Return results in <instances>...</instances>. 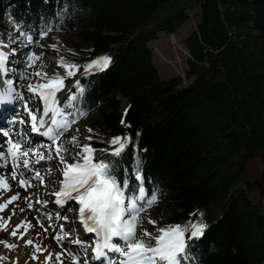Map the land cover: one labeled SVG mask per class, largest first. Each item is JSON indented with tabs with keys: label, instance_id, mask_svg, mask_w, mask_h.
Masks as SVG:
<instances>
[{
	"label": "trees",
	"instance_id": "trees-1",
	"mask_svg": "<svg viewBox=\"0 0 264 264\" xmlns=\"http://www.w3.org/2000/svg\"><path fill=\"white\" fill-rule=\"evenodd\" d=\"M194 6L185 82L162 78L148 41L175 31ZM42 13L46 27L73 35L63 57L80 71L111 57L106 70L77 75L83 92L71 86L70 111L98 150L110 152L114 136L132 138L121 158H98L120 159L117 178L126 169L132 184L139 164L148 195L158 197L156 226L207 225L188 242L186 262L264 264V0H0V39L32 22L41 32Z\"/></svg>",
	"mask_w": 264,
	"mask_h": 264
},
{
	"label": "snow or ice",
	"instance_id": "snow-or-ice-1",
	"mask_svg": "<svg viewBox=\"0 0 264 264\" xmlns=\"http://www.w3.org/2000/svg\"><path fill=\"white\" fill-rule=\"evenodd\" d=\"M46 35V33H45ZM31 43V37L27 38ZM55 47V45L53 46ZM8 55L0 51V72L7 75ZM39 64L44 68L42 56L32 53L28 56V67H34ZM111 64V57H100L84 67L85 72H92L94 69L100 71L106 70ZM58 67L64 69V74L53 73L49 75L46 71H36L31 76L38 78L35 83L28 85V91L39 98L42 104V112L37 109L35 112L28 108L27 101L24 107L27 111L31 129L33 132H40L41 128L46 130L42 133L51 141L49 144H41L39 147L29 145L24 147L25 140L13 139V133L10 130L0 128V134L7 139L0 142V169H7L11 166V172H0V230L8 231L12 217L17 214V210L23 213L26 210L39 212L35 205L46 206L49 201L37 197L33 200L32 195H26L23 200L26 208L20 207L17 201L21 200L20 192L3 199L5 193L12 192V185L9 180L17 181L18 186L25 192L34 187V181H38L41 186L46 187V175H50L51 168L46 173L34 167L42 161H52L56 159L61 166L59 171L62 175L59 190L49 193L56 199L55 204L64 206L68 201H75L78 205V220L83 225L84 230L89 234H94L95 241L93 247V259L101 261L102 264H182L187 260L188 242L193 239H199L204 235L207 225L201 222L193 223L189 221L186 225L169 224L157 229L158 234L153 235L145 228L142 232H137L138 228L143 227L145 220L147 223L155 226L157 221L145 217L144 213L154 206L158 197L155 194L148 195L144 186V176L142 170L137 167L134 170V179L137 183L132 184L125 175L120 179L114 169L122 163L120 159L116 161H106L98 158V153L102 157L104 153L121 158L128 144L131 143L130 136H114L108 142L111 145V151L108 149H96L90 143H80L77 136L63 141L62 137L69 131L74 123L77 122L75 115L70 120L65 112L66 108L74 107L73 101L77 99L75 94L69 96L63 107L60 105L58 93L65 88V80L74 77L80 66L67 62L64 57L58 61ZM21 79L30 78L28 75H22ZM4 88H0V103H11L14 99H22V94L17 92L12 79L2 81ZM76 87L82 93L83 89L79 87V81ZM80 116L86 113H79ZM25 123L24 120L19 121ZM123 123V121H122ZM79 129H77V132ZM91 128L88 132H92ZM88 141L92 136L85 138ZM72 156V162H68L66 156ZM31 173V176H26ZM13 205L10 215L5 217L3 213ZM196 216L197 213H192ZM202 213L199 216L202 217ZM45 218L51 221L53 216L45 213ZM37 225L43 229V233H36V239L29 238L24 240L28 232L36 225L25 218L20 223L12 227L9 235L16 238L17 241L24 240L25 246H32L34 249L32 259L38 260L39 255L48 252L47 246L43 245V239L47 238L49 228L45 227L38 216L34 217ZM56 219L68 220L65 215L61 217L56 214ZM49 227H52L50 224ZM23 229V231H21ZM56 233L52 239L63 249L61 252H48L44 264H63V257L71 255L72 264H81L78 253L64 246V241L79 245L84 249V255L87 254V248L92 246L80 238H72L73 231L70 228L64 231L63 224L59 225V230L53 229ZM39 241V242H37ZM0 244L9 250H15L19 247L18 243H9L6 240H0ZM112 254V255H110ZM8 258L0 256V261ZM13 264H18L14 261ZM87 264V261L84 262Z\"/></svg>",
	"mask_w": 264,
	"mask_h": 264
},
{
	"label": "rangeland",
	"instance_id": "rangeland-1",
	"mask_svg": "<svg viewBox=\"0 0 264 264\" xmlns=\"http://www.w3.org/2000/svg\"><path fill=\"white\" fill-rule=\"evenodd\" d=\"M190 16L188 17V19L183 22L175 31L173 32H168L166 30H159L156 34V37L154 38H150L148 41V44L152 50V59H153V63L156 66L159 75L162 78H167V77H171V76H176L179 75L182 79V82H185V69L187 68L186 65V58L188 57L189 53L187 51V49L185 48L184 45V37L192 30L196 27L197 22L200 20V12H199V6H194L192 8H190L188 10ZM42 17L38 18V23L43 27L42 31H38L37 27L35 26V24L32 22L29 25V28L27 30L24 31H20L17 27L12 28V37H14L12 39V41L10 40H2L0 39V51L6 53L8 55V62H7V69L9 72L7 75H1L2 80H8V79H12L15 83H14V87L17 90V92L22 94V99H21V103H17L16 108L18 109L19 113L22 116L19 120H24L25 121V130L29 133V128L31 127H27V124H29L30 122V117L27 113V111L25 110L24 104L25 101H27V106L28 108L32 109L34 112L37 109H40L42 112V105H41V101L39 100L38 97L33 96L32 93H30L28 91V85L30 83H35L36 80L38 78L31 76V73H34L36 71H46L49 75L53 74V73H60V74H64V69L58 67V61L60 60L61 57H63V45L67 42H69L72 39L71 34H64L61 32H58L55 28H48L44 25V17H43V13L41 14ZM46 33V35H45ZM31 37V43H29V40L27 39L28 37ZM55 45V47H53ZM32 53H36L37 55H41L42 56V63L45 65L44 68H40L39 64L41 62H37V65L34 67L29 68L28 67V56L31 55ZM97 70V69H96ZM95 71V70H93ZM92 71V72H93ZM84 68L80 71L77 72L76 75L74 77L68 78L65 80V88L62 92L58 93V99L60 101V105L63 107V105L65 104V101L68 98V94H70L69 92H71V86L76 85L77 82V75L80 73H84ZM22 75H28L30 78L28 79H21L20 77ZM21 88H24L23 91L20 90ZM119 98V96H118ZM120 99V110L121 112L124 110L125 106H126V102L125 100ZM122 103V104H121ZM122 106V108H121ZM65 112L67 114H71L68 116V118L71 120L73 118V112L70 111V108H66ZM26 116H25V115ZM10 118L11 116H13V114H9ZM24 117V118H23ZM76 117V116H75ZM29 119V120H28ZM7 120L12 123L13 119H8ZM77 122L74 123L71 127V129L69 131H67L64 136L62 137L63 141H67L69 140L71 137L73 136H77L79 138L80 143H87V140L85 139L86 137L89 136L88 134V130H87V124L86 122L82 121V120H78L76 118ZM4 128V127H3ZM77 129H79V131L77 132ZM14 139V138H13ZM27 139V137H26ZM25 140V138H24ZM43 142H40V144H36L34 145L35 147H39V145L41 144H49L51 143V141L48 139V137H46L45 139H41ZM38 142V141H37ZM38 145V146H37ZM26 148L27 146L24 145ZM111 146V145H110ZM66 159L68 160V162H72V156L68 155L66 156ZM47 164H54L55 162L58 161L56 159H53L52 161H46ZM58 168H60L61 166L58 164ZM251 167H253V165H251ZM57 167H55V171L57 172L58 169H56ZM0 172H4L3 170H1ZM59 172V171H58ZM56 179V183L57 186H55V180H54V184L51 186H46L43 187L40 185V183L38 181H34V187L29 188L27 193H33V192H40L44 191L45 193H52L54 191H57L59 189V185H60V181L61 178L60 177H54L53 175H47L46 176V181H48L49 179ZM15 184L18 183V181H14ZM16 191V189H15ZM6 196L7 193L4 194L3 199L6 200ZM53 197L51 195H48V197L45 199L47 201H49L48 205H52L53 203ZM248 197L251 200V202H257L260 197H259V192L257 190H252L248 193ZM263 201V200H262ZM70 202V203H68ZM64 206H61V209H56V208H51V211H49V214H51L53 216V219L51 221H49L48 219L45 218V213L41 210V208L37 207V205H35L36 209H39V212L33 211V210H29V216L32 218V220H34L35 223H33V225L35 226V229L43 231L42 228H40L37 225L36 219H34V217L38 216L39 219L43 222L45 227H48V233L46 234L47 238H45L44 240L50 241L53 244L52 249L55 250V252H61L63 249H61V247L57 244V242L55 240L52 239V237L56 234L53 229H57L59 230V225L63 224L64 227L67 228L68 226V230L70 228L73 229L72 233H71V237L72 238H79L80 236V231L79 230V226L77 225H71L68 224L65 220L60 219L57 220L56 219V214L59 213V215L61 217L65 216V215H69V216H73L75 217L77 214V210L79 205L75 202V201H68ZM22 206L24 208H26V204L24 202V200L21 201ZM154 207H151L147 210L146 213H144L145 217L150 218V211L153 210ZM152 209V210H151ZM10 214H6L4 215L5 217H7ZM17 217H21L20 219L23 220L25 217L23 215V213L21 212H17V214L15 216L12 217L11 223L10 224H14L15 223V218ZM14 222V223H13ZM195 223V222H194ZM52 225V227H49V225ZM15 226V225H14ZM10 227V225H9ZM161 227V226H153L151 224L147 223V219L146 222L144 223L143 227L138 228L137 232H142L145 228L147 229V231L149 233H152L153 235H157V229ZM78 230V231H77ZM11 229L8 231H2L0 230V240H6L9 243H18L19 247L15 250H11V252L15 253V254H30V258L32 259V255H33V251L34 249L30 246H25L24 240H27L29 238H31L30 236H28V238L26 239V237H24V240H19L17 241L16 238L11 237L9 235ZM21 231H23V229H21ZM78 232L74 233V232ZM67 232V231H65ZM93 238L88 237V241L87 244H91ZM39 242V241H38ZM64 246L67 249H71L73 250V243H69L68 240L64 241ZM90 247L87 248V253L89 251ZM78 251V250H77ZM76 252V251H74ZM78 253L83 254L84 253V249L80 248ZM84 255V254H83ZM87 255V254H86ZM29 256V255H28ZM79 258V257H78ZM63 259H65L66 263L65 264H72V260L73 257L71 255H65L63 257ZM35 261V260H33ZM81 261V260H80ZM82 262V261H81ZM53 264H55V260L53 259ZM182 264H188L186 263V261H182Z\"/></svg>",
	"mask_w": 264,
	"mask_h": 264
},
{
	"label": "bare ground",
	"instance_id": "bare-ground-1",
	"mask_svg": "<svg viewBox=\"0 0 264 264\" xmlns=\"http://www.w3.org/2000/svg\"><path fill=\"white\" fill-rule=\"evenodd\" d=\"M94 70H96V69H94ZM9 72H7V74H8ZM1 75H4L3 74V72H0V88H4L5 86L3 85V83H2V78H1ZM23 89L24 88H21L20 87V90H22L23 91ZM17 91V90H16ZM120 98L122 99V100H125V102H126V104H127V101H126V99L124 98V97H122V96H120ZM17 103H21V99H14L11 103H0V128H3L4 130H10V131H12V133H13V138L14 139H21V138H25V145L28 147L30 144L31 145H36V144H40V142H43L41 139H45L46 137H44L43 135H42V133L46 130V127H47V125L45 126V128H41L40 129V132H33L32 131V129L31 128H29V133L25 130V123H23V124H20L19 123V119H20V116H21V114L19 113V111H18V109L16 108V105H17ZM42 105V104H41ZM9 114H13V116H11V118H10V116H9ZM25 115V114H24ZM22 116H23V113H22ZM22 116H21V118H22ZM26 116V115H25ZM7 118L8 119H13V122L12 123H10L8 120H7ZM24 118V117H23ZM27 127H31V122H29V124H27ZM26 137H27V139H26ZM7 138L6 137H3L2 136V134H0V142H3L4 140H6ZM38 141V142H37ZM38 146V145H37ZM40 146V145H39ZM25 147V146H24ZM26 148V147H25ZM0 151H3V149H0ZM34 167L35 168H37L38 170H40L42 173H46L47 172V169L48 168H51L52 169V172H51V174L50 175H53L55 178L58 176V177H60L61 178V180H62V175H61V172L59 171V169L60 168H58L59 166H58V164H57V162H55L54 164H47V162L46 161H42L39 165H34ZM55 167H57L56 169H58L57 170V172L54 170L55 169ZM1 170H3L4 172H11V166L9 165V167L7 168V169H0V171ZM59 171V172H58ZM26 176H31V173H27L26 172ZM47 176V175H46ZM47 180V179H46ZM45 180V183H46V186L48 185V186H51V185H53L54 184V180H55V186H57V183H56V179H49L48 181H46ZM18 181V180H17ZM9 183L12 185V192H8L7 193V196H6V199L9 197V196H11V195H13V194H15L16 192H20V194H21V200H19V201H17L16 203H18L19 205H20V207H23L22 206V204L23 203H21V201L23 200V197L24 196H26V195H29V194H31L32 195V198H33V200H35L37 197H39L40 199H42V200H45L47 197H48V193H45L44 191H41L40 192V194H39V192H33V193H27L26 194V192L24 191V189L23 188H20L19 186H18V183L17 184H15V182L14 181H12L11 179L9 180ZM59 187H60V185H59ZM15 189H16V191H15ZM59 190V189H58ZM55 197H53V203H52V205H46V206H42V205H37V207H39V208H41V210L42 211H44V212H47V213H49V211H51V208L53 207V208H56V209H61L62 207L60 206V205H57V204H55L54 203V201H55ZM68 203H70V202H68ZM13 207V205H9V209L8 210H6L4 213H3V215H6V214H10V212H11V208ZM79 208V207H78ZM17 212H19V210H17ZM29 210H26L25 212H23V215H24V217L25 218H27L28 220H30L31 222H32V224L33 223H35L34 222V220H32V218L29 216ZM67 216V215H66ZM68 217V220H66V222L68 223V224H73V225H76V223H77V225L80 227L79 228V230L80 231H78V232H80L81 234H80V236H79V238L82 240V241H84L85 243H87V241H88V237H90V238H93V240H95V236H94V234H89V233H87L85 230H84V228H83V225L79 222V220H78V210H77V214H76V216L75 217H73V216H67ZM21 218V217H20ZM19 217H17V218H15L16 220H15V223L14 224H10V227H9V230L10 229H12V227L14 226V225H16V224H18V223H20L22 220L20 219ZM24 218V219H25ZM23 219V220H24ZM64 231H68V226H67V228L66 227H64ZM78 232H74V233H77L78 234ZM36 233H43V231H41V229L40 230H37V229H35V227L32 229V230H30L29 232H28V235L27 236H25L26 237V239L28 238V236H30L32 239H36ZM87 240V241H86ZM38 242V241H37ZM11 243V242H10ZM43 245H45V246H47V248H48V252H52V253H56L55 252V250L54 249H52V248H54L53 247V244L50 242V241H45L44 239H43ZM32 246H30V248H31ZM73 252L74 251H76V252H74V253H78V251H79V249H80V246L79 245H76V244H74L73 243ZM78 250V251H77ZM48 252H45V253H43V254H40L39 255V259L38 260H35V261H33V260H31V258H30V254H24V253H21V254H15V253H13V252H11V250H9V249H7V248H5L4 246H3V244H0V256H5V257H7L8 259L7 260H5V261H0V264H13V262L14 261H18V264H44V261H45V257L48 255ZM89 252H91L90 250L88 251V253H87V255H83V254H81V253H78L79 255H78V257H79V259L81 260V261H85V260H87L88 258H89ZM29 255V256H28ZM110 255H112V254H110ZM53 259L55 260V258L53 257ZM91 261H93L92 259H90ZM66 263V261H65V259H63V264H65ZM93 262H91V264H92ZM93 264H96V263H93Z\"/></svg>",
	"mask_w": 264,
	"mask_h": 264
},
{
	"label": "water",
	"instance_id": "water-1",
	"mask_svg": "<svg viewBox=\"0 0 264 264\" xmlns=\"http://www.w3.org/2000/svg\"><path fill=\"white\" fill-rule=\"evenodd\" d=\"M103 56H108V55H106V54H105V55H103ZM103 56H102V57H103ZM120 96H121V95H119V98H120ZM125 99H126V98H125ZM126 101H127V99H126ZM127 105H128V101H127V104H126V106H125L124 110L122 111V113H124V112H125V110H126V108H127Z\"/></svg>",
	"mask_w": 264,
	"mask_h": 264
}]
</instances>
